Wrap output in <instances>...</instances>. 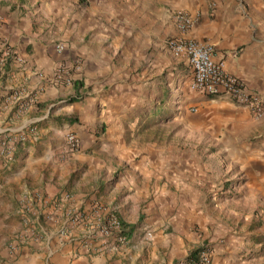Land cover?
Listing matches in <instances>:
<instances>
[{"label":"crops","instance_id":"0c3cea01","mask_svg":"<svg viewBox=\"0 0 264 264\" xmlns=\"http://www.w3.org/2000/svg\"><path fill=\"white\" fill-rule=\"evenodd\" d=\"M171 11H185L197 22L180 33ZM0 18L1 37L14 52L0 71V149L8 137L38 127L35 140L19 143L16 160L0 165L1 219L23 212L24 200L34 203L38 217L50 210L43 203L74 192L59 217L63 210L109 205L128 238L119 262L148 252L142 264H175L187 254L188 241L194 242L181 235L196 226L207 230L212 221L210 192L224 168L219 155L242 171L235 201L244 202V187L263 190L264 117L257 120L247 108L193 92L188 62L170 55L165 41L181 37L213 46L214 59L228 73L264 94V0H0ZM170 96L176 98L170 102L176 105L173 145L150 143L148 128L139 130L138 124L170 121L156 108ZM71 98L76 101L68 103ZM54 104L65 105L53 113ZM70 117L76 119L72 124ZM67 132L82 147L60 161ZM139 134L144 140L136 139ZM186 137L198 140H181ZM70 179L76 190H65ZM90 190L99 196L85 200ZM235 231L229 227L230 236L214 244L212 264H238L244 237ZM41 244L40 254L70 264L69 243L46 236ZM23 256L16 264H37L28 252ZM112 256L87 255L79 264H103Z\"/></svg>","mask_w":264,"mask_h":264},{"label":"rangeland","instance_id":"374dc122","mask_svg":"<svg viewBox=\"0 0 264 264\" xmlns=\"http://www.w3.org/2000/svg\"><path fill=\"white\" fill-rule=\"evenodd\" d=\"M21 11L26 12V10ZM2 20L0 18V31L2 28ZM1 36V33H0ZM4 40V39H3ZM6 41V40H4ZM7 47H9L11 50L12 47L9 45V43L6 41ZM179 93V92H178ZM176 91L171 92V95H181L182 93L178 94ZM176 96V97H177ZM174 99L172 96L166 100L164 98V104L162 106H156L158 109L157 113L162 114V116L170 115L169 120L170 121H155V120H149L148 122H143L142 124H138V126L142 127L139 130H142L143 127L148 128V139L151 142H167V144L173 145V137H174V130H175V124L174 121H172L171 114L173 113V108H176V105L170 103L174 102ZM70 103V102H68ZM65 105V104H62ZM62 105L54 104L50 108V112L53 113H59L62 110H60V107ZM150 107V106H148ZM138 109H144L138 107ZM190 109V108H189ZM155 112V111H154ZM141 113V112H140ZM156 113V114H157ZM154 114V113H153ZM155 116V115H154ZM154 116H150V119H153ZM167 117V116H166ZM68 119H73L74 122L76 119L74 117H70ZM71 122L70 124L74 123ZM32 127H35L38 131V127L36 125H30ZM64 136L63 134V146L65 148L64 143ZM136 137L137 140H144L143 137ZM11 137H8L6 140H8ZM188 140L189 143L196 142L197 140L190 137V138H184L181 139ZM29 141V140H28ZM34 142V141H33ZM27 143H25L26 145ZM192 144V143H191ZM19 144H16V148ZM202 145V144H201ZM209 147L212 148V146L205 147L209 149ZM210 148V149H211ZM91 150V149H89ZM85 151V154H88ZM16 152L15 151V158L16 160ZM91 152V151H90ZM67 151L62 150L59 152L60 158L59 160L66 159ZM221 156V160L223 161V172L220 177L221 183L211 190L210 195L211 198L209 200L211 206L213 207V218L212 221L208 224L207 230L203 228V230H200L198 226H196L194 229H192L191 233L188 235H181V238H184V240H188V238H192L193 240L188 241V246L190 248L187 251V256L183 255L182 257L179 256L178 261L185 259L186 257H189L194 251H197L201 248H208L211 253L213 250L214 244L217 242H222L227 236H230L228 234L229 227H235V236H239L243 239V249L239 253L237 257V263L238 264H264V245L260 243H256L257 239L259 237H264V188L263 190L259 191H251L248 188H245L244 190H241V193L244 195V202H237L235 199H237L238 193L240 191V181L242 180L243 176H241L242 171H239L237 168H235L234 164H232L230 161H227L226 157ZM72 179H70L69 183L64 184V186H69L71 189L76 190V185L71 183ZM13 190V186L11 187ZM65 188V187H64ZM63 193H69L68 191H62L59 194ZM59 194H57V198L59 200ZM70 196L74 195L73 193H69ZM92 195L99 196V193H94V191L86 192V196L84 197L85 200H90V197ZM56 196L51 199L50 201H47L46 204H42L43 209H50L46 213L39 214L37 217L36 215H33V208L34 203L31 202L29 204V201L24 200V207L22 208L23 212H20L16 216H10L7 219H1L0 218V264H16L19 258H23V254L29 253L31 255L32 260L37 261V264H55V256H45L42 253L39 252V247H43V244L38 245L40 243H44L46 240V236L50 238V241L54 243H63V244H70L71 247H68V253L65 254V256H68L66 259V262L70 259V264H79L80 258L85 257L87 255L96 256L98 254H85L84 251L81 248L83 235L80 233V231L72 230L73 233L71 235L62 236L61 230L66 227L65 222L68 221V217L66 216L65 212L63 210L62 217H59V210L61 209L60 205H57L54 200H56ZM104 199V198H103ZM108 197L105 195V200H107ZM97 201H94L93 203H96ZM92 203V202H91ZM90 203V204H91ZM98 203V202H97ZM225 204V208L221 204ZM89 204V205H90ZM95 204H91L89 207V211H86V213H90L88 216H92L93 211H95L96 208L93 209V206ZM98 205V204H97ZM102 211L108 210L109 205H106V203H103L102 206L98 205ZM112 206V205H111ZM222 206V208H221ZM93 209V210H92ZM226 209V210H225ZM74 210V208L72 209ZM92 210V211H91ZM79 211H82V208L79 209ZM232 211H239L241 215L243 216L241 218H236L232 216ZM55 214L54 218L50 219V215ZM87 215V214H86ZM94 217V216H93ZM98 218V217H96ZM237 225V227H236ZM43 229V230H42ZM52 232V234L50 233ZM71 231V230H69ZM234 236V235H233ZM80 243V244H79ZM14 247L12 249L11 247ZM160 251V257L159 260L164 259L166 256L163 255L164 251ZM42 252V251H41ZM139 256L133 254V256L125 257L121 260V262L118 261L119 256L117 254L113 255L109 260H107L103 264H133L135 261L136 264H142V259L146 260L148 257V252L138 253ZM56 257H59L58 254H56Z\"/></svg>","mask_w":264,"mask_h":264},{"label":"built area","instance_id":"2783aa9c","mask_svg":"<svg viewBox=\"0 0 264 264\" xmlns=\"http://www.w3.org/2000/svg\"><path fill=\"white\" fill-rule=\"evenodd\" d=\"M170 18L180 33H186L197 22V17L185 11H171ZM6 45V41L0 36V71L5 62L14 56V52ZM165 49L173 57H183L188 62L192 72L189 87L193 92L209 98L226 99L238 107L247 108L257 120L264 117V94L249 89L238 77L228 73L224 63L214 59L213 46L181 37H169L165 41ZM36 138V128L29 126L17 136L5 139L0 149V165L7 167L14 162L16 144ZM64 143L66 151L71 153L78 152L82 147L80 138L73 132L65 134ZM70 200V194L63 193L55 202L58 201L56 204L61 206ZM94 208L92 216L79 209L66 211L68 221L65 222L66 227L61 230V235H71L72 230H79L83 235L81 248L84 252L115 255L128 242L124 225L113 210L102 211L97 204ZM55 214L50 215V219ZM146 236L148 239L152 238L151 233ZM11 248L14 249L13 246ZM175 264H212V253L208 248H201L195 255Z\"/></svg>","mask_w":264,"mask_h":264},{"label":"trees","instance_id":"16d2710c","mask_svg":"<svg viewBox=\"0 0 264 264\" xmlns=\"http://www.w3.org/2000/svg\"><path fill=\"white\" fill-rule=\"evenodd\" d=\"M210 98H211V97H210ZM212 99H213V98H212ZM74 101H76L75 98H71L70 100H68V102H70V103H72V102H74ZM67 120L70 121V122H74L73 119H67ZM256 242H257V243H260V244H262V245H264V237H259V238L257 239ZM197 252H198V250H197V251H194L189 257L195 255Z\"/></svg>","mask_w":264,"mask_h":264}]
</instances>
